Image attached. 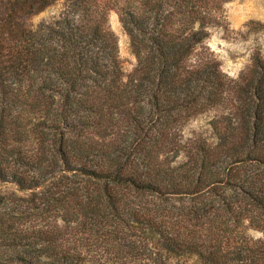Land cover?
<instances>
[{
    "label": "trees",
    "instance_id": "obj_1",
    "mask_svg": "<svg viewBox=\"0 0 264 264\" xmlns=\"http://www.w3.org/2000/svg\"><path fill=\"white\" fill-rule=\"evenodd\" d=\"M233 1L0 0V264H264V57L208 47Z\"/></svg>",
    "mask_w": 264,
    "mask_h": 264
},
{
    "label": "rangeland",
    "instance_id": "obj_2",
    "mask_svg": "<svg viewBox=\"0 0 264 264\" xmlns=\"http://www.w3.org/2000/svg\"><path fill=\"white\" fill-rule=\"evenodd\" d=\"M58 11V6L48 8L36 15L35 24L48 20ZM223 26L217 28L208 42V47L220 61L221 68L228 76L236 77L248 64L251 54L259 51L264 57V0H235L226 4L222 11ZM109 27L118 40V52L125 73L130 72L135 64V58L129 47V39L123 32L117 14H109ZM208 116L196 118L189 129H201L208 121ZM3 192L14 193L18 197L22 193L14 188H3Z\"/></svg>",
    "mask_w": 264,
    "mask_h": 264
}]
</instances>
